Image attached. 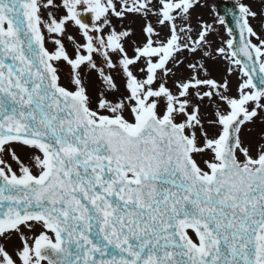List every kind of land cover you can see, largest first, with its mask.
I'll return each instance as SVG.
<instances>
[{
  "label": "snow or ice",
  "instance_id": "obj_1",
  "mask_svg": "<svg viewBox=\"0 0 264 264\" xmlns=\"http://www.w3.org/2000/svg\"><path fill=\"white\" fill-rule=\"evenodd\" d=\"M205 7L0 0V264H264V0Z\"/></svg>",
  "mask_w": 264,
  "mask_h": 264
},
{
  "label": "rangeland",
  "instance_id": "obj_2",
  "mask_svg": "<svg viewBox=\"0 0 264 264\" xmlns=\"http://www.w3.org/2000/svg\"><path fill=\"white\" fill-rule=\"evenodd\" d=\"M234 1L236 2V0H234ZM204 2L207 4V7L202 8V9H197V12L202 14L204 19L211 21L213 18V15H214L213 12L211 11L212 8L214 7L215 11L217 12L216 2H215V0H204ZM220 32H221V34L226 36V33L224 32V29L222 27L220 28ZM49 47H51V45H49ZM63 82L66 83V81H63ZM13 167H15V164H13Z\"/></svg>",
  "mask_w": 264,
  "mask_h": 264
},
{
  "label": "water",
  "instance_id": "obj_3",
  "mask_svg": "<svg viewBox=\"0 0 264 264\" xmlns=\"http://www.w3.org/2000/svg\"><path fill=\"white\" fill-rule=\"evenodd\" d=\"M220 5V12L223 14V16L226 18V21L235 28V21L232 16V11L235 10V5L228 6L226 3H223L222 0H218Z\"/></svg>",
  "mask_w": 264,
  "mask_h": 264
}]
</instances>
